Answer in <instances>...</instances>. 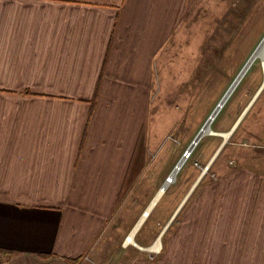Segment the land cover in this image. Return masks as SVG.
<instances>
[{"label":"crops","instance_id":"1","mask_svg":"<svg viewBox=\"0 0 264 264\" xmlns=\"http://www.w3.org/2000/svg\"><path fill=\"white\" fill-rule=\"evenodd\" d=\"M201 2L0 0V264H97L113 237L116 264H264V151L144 232L153 103Z\"/></svg>","mask_w":264,"mask_h":264},{"label":"rangeland","instance_id":"2","mask_svg":"<svg viewBox=\"0 0 264 264\" xmlns=\"http://www.w3.org/2000/svg\"><path fill=\"white\" fill-rule=\"evenodd\" d=\"M194 15L189 31L183 29L187 32L181 50L169 61L167 84L162 86L159 98L153 103L149 143L154 156L141 179H160L163 185L169 182V186L160 188L159 191L165 187L167 194L146 221L145 233L157 225L172 206L171 202L181 197L179 193L190 189L202 172L206 171L200 183L216 180L231 160L236 159L239 166L242 159L264 151V89L258 94L264 82V55L263 60H256L212 120V134L201 138L192 149L197 135L264 41V0H202L200 11ZM254 98L238 128L210 166L213 156L228 138L224 135L230 134ZM179 166L181 169L172 182L170 177ZM128 238L123 243L135 247V242ZM115 242L113 237L107 245L113 251H106L101 259L95 260L97 264H116L117 258H123L121 246Z\"/></svg>","mask_w":264,"mask_h":264},{"label":"bare ground","instance_id":"3","mask_svg":"<svg viewBox=\"0 0 264 264\" xmlns=\"http://www.w3.org/2000/svg\"><path fill=\"white\" fill-rule=\"evenodd\" d=\"M263 55H264V41L260 44V46L257 48V50L255 51V53L253 54V59L250 61V63H248L247 64V66L245 67V69L243 70V72L239 75V77L237 78V81H236V83L234 84V86L232 87V89H231V91L228 93V95H226L225 97H224V99H223V101L219 104V106L217 107V111L215 112V114L212 116V119H211V121L213 120L214 121V118L218 115V113H219V111H221V109H223L224 108V106L226 105V103L228 102V100L230 99V97L232 96V94L234 93V91L236 90V88L239 86V84H240V82H242V79L244 78V76L247 74V72L249 71V69L252 67V65L256 62V60L257 59H259L260 58V56H262L263 57ZM260 92V91H259ZM259 92H258V94H259ZM257 94V95H258ZM256 95V96H257ZM222 104V105H221ZM209 122L205 127H204V131L201 133V138H204L205 136H209V135H211L212 134V129H211V126H212V123H213V121L212 122ZM224 136H226V138L227 137H229V133L228 134H226V135H224ZM200 141H198V139L197 140H195L194 142H193V146H192V149H194L195 147H197V145H198V143H199ZM183 162L184 161H182L180 164L181 165H183ZM180 166L175 170V172L171 175V177H170V180L173 182L174 181V178L178 175V173H179V171H180ZM169 180V181H170ZM167 186H169V182L167 183ZM164 190H165V187L164 188H162L161 189V191L159 192V195H158V197H157V199L158 198H160L162 195H163V193H164ZM156 199V200H157ZM155 200V201H156ZM155 203V202H154ZM141 224V223H140ZM140 224L138 225V227L140 226ZM138 227L135 229V231H134V233L136 232V230L138 229ZM134 233L131 235V236H129V241L130 242H133L134 243V241H133V237H134ZM159 248V245H157V247H155V248H153V249H158Z\"/></svg>","mask_w":264,"mask_h":264},{"label":"water","instance_id":"4","mask_svg":"<svg viewBox=\"0 0 264 264\" xmlns=\"http://www.w3.org/2000/svg\"><path fill=\"white\" fill-rule=\"evenodd\" d=\"M253 59V56L249 59V61L247 62V64L248 63H250V61ZM260 60H263V57L262 56H260V58H259ZM247 64H246V66H247ZM245 66V67H246ZM245 69V68H244ZM243 69V70H244ZM243 70H242V72H243ZM241 72V73H242ZM240 73V74H241ZM239 74V75H240ZM239 77V76H238ZM236 81H237V78L235 79V81L233 82V84L231 85V87L229 88V90L227 91V93L225 94V96L230 92V90L232 89V87L234 86V84L236 83ZM264 89V82H263V84H262V87H261V89H260V92L262 91ZM259 92V93H260ZM224 96V97H225ZM258 96V95H257ZM256 96V97H257ZM255 97V98H256ZM255 98L251 101V103H250V105L245 109V111L242 113V115L240 116V118L238 119V121L236 122V124L234 125V127L232 128V130L230 131V134H229V137L227 138V139H224V141L222 142V144H221V146L219 147V149L217 150V152L215 153V155L213 156V158H212V160H211V162L209 163L210 164V166H211V163L214 161V159L218 156V154L220 153V151H221V149L224 147V145L227 143V141H228V139L231 137V135L234 133V131L238 128V126H239V124L241 123V121H242V119H243V117L246 115V113L248 112V110L250 109V107L252 106V103L254 102V100H255ZM224 99V98H223ZM223 99H222V101H223ZM221 101V102H222ZM219 106V105H218ZM217 111V108H216V110L214 111V113L212 114V116L215 114V112ZM212 118V117H211ZM210 118V119H211ZM209 119V120H210ZM209 120H208V122H209ZM207 122V123H208ZM206 123V124H207ZM206 124H205V126H206ZM204 126V127H205ZM203 127V128H204ZM203 128H202V130L199 132V134L197 135V137H196V139L195 140H197L198 139V141L201 139V133L203 132ZM205 172L206 171H204V172H202V174L200 175V177L198 178V180H197V183L199 182V181H201V179L203 178V176L205 175ZM197 183H196V185H197Z\"/></svg>","mask_w":264,"mask_h":264},{"label":"trees","instance_id":"5","mask_svg":"<svg viewBox=\"0 0 264 264\" xmlns=\"http://www.w3.org/2000/svg\"><path fill=\"white\" fill-rule=\"evenodd\" d=\"M14 256V252L0 249V257H2L4 261L11 260V258H13Z\"/></svg>","mask_w":264,"mask_h":264},{"label":"built area","instance_id":"6","mask_svg":"<svg viewBox=\"0 0 264 264\" xmlns=\"http://www.w3.org/2000/svg\"><path fill=\"white\" fill-rule=\"evenodd\" d=\"M168 180V179H167ZM136 245V244H135Z\"/></svg>","mask_w":264,"mask_h":264}]
</instances>
